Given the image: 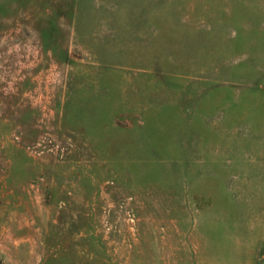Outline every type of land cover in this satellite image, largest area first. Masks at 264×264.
I'll use <instances>...</instances> for the list:
<instances>
[{
    "label": "rangeland",
    "instance_id": "rangeland-1",
    "mask_svg": "<svg viewBox=\"0 0 264 264\" xmlns=\"http://www.w3.org/2000/svg\"><path fill=\"white\" fill-rule=\"evenodd\" d=\"M0 264H264V0H0Z\"/></svg>",
    "mask_w": 264,
    "mask_h": 264
}]
</instances>
